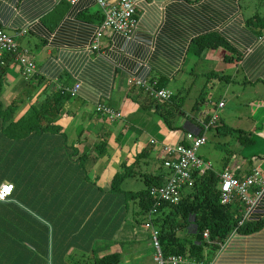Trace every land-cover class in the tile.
<instances>
[{
    "label": "crops",
    "instance_id": "1",
    "mask_svg": "<svg viewBox=\"0 0 264 264\" xmlns=\"http://www.w3.org/2000/svg\"><path fill=\"white\" fill-rule=\"evenodd\" d=\"M136 13L128 33L103 31L93 50L102 21L93 0L75 5L0 0V29L14 38L26 62L34 64L33 74L26 76L15 55L5 56L0 66V111L11 107V121H16L49 95H66L56 117L58 133L19 141L5 134L7 123L0 118V174L13 170L11 178L0 182L13 186L10 197L0 200V264H28L29 253L34 258L28 247L33 246L39 198L42 223L89 224L80 239L98 240L102 249L98 256L118 253L128 264L137 254L128 252L122 258L121 247L146 240L153 264L149 232L144 229L140 236L135 230L129 208L137 203L131 193L145 188L144 175L163 174L166 180L164 147L181 142L187 133H201V123L211 114L217 111L216 126L241 129L251 104L263 101L257 96L264 95V28L247 21L264 16V0H137ZM210 36L223 44L197 52L194 41ZM133 80L148 81L154 91H167L181 107L175 109L173 100L154 98ZM75 86L77 91L70 96L66 90ZM219 101L224 105L217 110L214 104ZM98 105L120 112L121 118L108 121L95 111ZM215 127L203 134L207 143L214 141L217 151L200 155L206 143L198 156L218 177L224 170L237 178L253 169L264 174V158L255 152L256 143L249 146L253 153L243 157L239 143L220 136ZM123 173L130 175L118 192L111 191V179ZM199 175L183 185L180 197ZM262 217L264 191L248 213L250 222ZM193 230L190 223L187 235L179 236L191 241ZM55 233L60 236L58 228ZM202 254L205 264H264V227L250 235L232 234L216 252L204 249Z\"/></svg>",
    "mask_w": 264,
    "mask_h": 264
},
{
    "label": "trees",
    "instance_id": "2",
    "mask_svg": "<svg viewBox=\"0 0 264 264\" xmlns=\"http://www.w3.org/2000/svg\"><path fill=\"white\" fill-rule=\"evenodd\" d=\"M247 22L254 27L260 29L264 28V16H253L248 19ZM222 44V41L212 36L202 37L194 41V49H196L197 52H201L207 48H217ZM2 61H5V57ZM0 66L3 65L0 63ZM64 96H66L65 93L49 95L36 110L30 113V115L27 117H20L16 121H11V114L13 112L11 107H7L4 112L0 111L1 120L3 123H7V126L4 127L5 134L13 139L17 137L21 140L30 141L37 134L58 133L59 130L56 125V117L61 111ZM170 100L174 101L175 109L181 107L179 102L172 96ZM207 121L208 118L204 120V122ZM166 124L169 125L170 120L166 119ZM215 129L220 136L234 137L240 147H249L255 144L250 132L245 130L218 125ZM167 173L169 174V172ZM194 174L198 173H193L192 175ZM127 175H130V173L114 175L110 182V190L118 192L120 184ZM2 180L4 179L0 177L1 183L3 182ZM142 180L145 184V188L141 191L131 193L132 200L137 203L134 211V214L137 216V218L135 217L136 224H142L144 227L145 224L150 223L158 231L159 237L157 238L160 248L163 255L166 257L180 255L195 261L203 262L205 261V257L202 254L204 249H208L209 252H216L220 246L227 242L232 234L250 235L260 231L264 227V217L257 221L250 222L248 213L251 209L246 210L245 205L238 201L233 205H222L219 203V177L211 168L205 170L199 176H195L192 188H190L188 192L182 193L179 203L175 206L162 202L155 205V201L149 196V189L151 187L161 186L165 183L166 180H164L163 174L157 176L144 175ZM257 190L259 191L260 189L254 188L253 192ZM263 191L264 189L261 191L262 194ZM262 194L256 200H258ZM40 195H42V193ZM37 201L38 204H36L34 210L36 220L35 237L33 246L29 244L28 247L30 252H33L34 258H31L29 253L28 264H54L53 256L56 252V262L60 264L121 263V257L118 253L98 256V253L102 250L101 247H98V240L84 241V243L81 241V232L85 227H89V224L57 225L42 223L37 209V207L39 208V205H41L42 200L39 198ZM236 204H240V206L234 207ZM166 207H169V209H166ZM152 209H155V213L149 215ZM190 223H193L195 229L193 231V240L187 241L186 238L182 239L181 236H179V232L186 236V230ZM51 225H53V227H51ZM55 228L60 230L61 241L59 240V242L62 243L58 245L60 249H56V252L52 249L53 231ZM144 229L147 230L145 227L143 230ZM204 231H208V239H203L202 234ZM149 235L148 239L150 241ZM109 242L111 241L108 240V243ZM24 246H26V243ZM150 246L153 255L151 243ZM77 253L81 255L78 256ZM87 254H89V256H87ZM32 261L33 263H31ZM24 264H27V262L25 261Z\"/></svg>",
    "mask_w": 264,
    "mask_h": 264
},
{
    "label": "built area",
    "instance_id": "3",
    "mask_svg": "<svg viewBox=\"0 0 264 264\" xmlns=\"http://www.w3.org/2000/svg\"><path fill=\"white\" fill-rule=\"evenodd\" d=\"M58 2H66L69 5H75L79 0H57ZM102 12V21L94 38L93 50L98 49V40L102 36L103 31H114L120 34H126L134 26L137 18L136 2L137 0H93ZM22 31L21 34H24ZM18 46L14 38L6 34L0 29V63L6 55H15L19 64H22L23 72L26 76H30L34 72V64L26 62V60L18 53ZM133 85L138 89L149 92L154 98L167 102L171 95L165 90H152L150 83L145 80H133ZM77 86L71 90H66L70 96H74ZM217 110L223 107V102L219 101L214 104ZM96 111L103 115L108 121H115L121 118L120 112L112 110L108 107L98 105ZM218 122L217 111L211 114L207 122L201 123L202 134L187 133L181 142L173 146L164 147V158L162 167L169 172L165 183L161 186L151 187L149 196L158 203H166L175 206L180 201V192L186 183L191 180L193 173L202 174L205 170L211 168V165L204 162L198 156V150L206 144V133L211 127ZM12 185L0 186V200L3 201L12 193ZM254 188L260 190L253 192ZM264 189V174L259 169H253L252 172L244 177L237 178L229 170H224L219 175V203L222 205H233L236 201L245 205L246 210H250L255 204L256 199L262 194ZM155 209L149 212L153 215ZM144 227L149 231L150 243L153 247L152 260L153 264H205L195 261L191 258L171 255L164 256L158 241V231L147 223ZM204 239H208V231L202 234Z\"/></svg>",
    "mask_w": 264,
    "mask_h": 264
},
{
    "label": "rangeland",
    "instance_id": "4",
    "mask_svg": "<svg viewBox=\"0 0 264 264\" xmlns=\"http://www.w3.org/2000/svg\"><path fill=\"white\" fill-rule=\"evenodd\" d=\"M259 97L260 100L263 101H257L254 102L253 104H251V112L249 114H247V117H244V122L240 125L239 128L246 130L247 132H250L251 136L255 139V152H257V154L264 158V137L261 135L263 129H264V95H259L257 96ZM214 99H217V97H215V95H213ZM232 101V97L230 95V93L227 94V103ZM252 128V130H251ZM21 139L19 138V141ZM232 140L234 141L235 138L233 137ZM217 145L214 143L213 140H210L207 145L205 147H203L200 150V155L204 154L203 151H207L211 154H214L217 151ZM229 148V147H228ZM243 150L242 156L243 157H248L249 154L253 153L254 150H252L250 147H241ZM220 152H217V155H219ZM57 170V169H56ZM3 171H1L2 173ZM13 172V170H7V173L5 174H0V177L2 178H11V173ZM31 178L30 176H27V180ZM140 189H143V185L141 184L139 186ZM132 212L135 211L136 207L134 209L129 208ZM166 209H169V207H166ZM69 210V208H68ZM134 216L137 218V216L134 214ZM51 227H53V225H51ZM195 229V228H194ZM135 230L136 232H138L140 234V236H144V232L146 233L145 230H143L142 228V224H138L135 226ZM194 231V230H193ZM59 240L61 241L60 236H58L55 233V229L53 231V244H52V249L56 252V249H60L58 247L59 244H62L59 242ZM126 240V239H125ZM125 240L122 239V241L125 242ZM24 242V241H23ZM59 242V243H57ZM122 250V258L128 253L131 252L132 256H135V253L137 254V257L135 260L130 261L128 264H152L151 262V251L150 248L148 246V242L146 240H142L141 242L137 243L135 241H132L131 243H126L121 247ZM57 252L56 254L54 253V264H59L58 262H56V258H57ZM120 264H124V262H122Z\"/></svg>",
    "mask_w": 264,
    "mask_h": 264
},
{
    "label": "clouds",
    "instance_id": "5",
    "mask_svg": "<svg viewBox=\"0 0 264 264\" xmlns=\"http://www.w3.org/2000/svg\"><path fill=\"white\" fill-rule=\"evenodd\" d=\"M168 102V101H167ZM204 239V238H203Z\"/></svg>",
    "mask_w": 264,
    "mask_h": 264
}]
</instances>
